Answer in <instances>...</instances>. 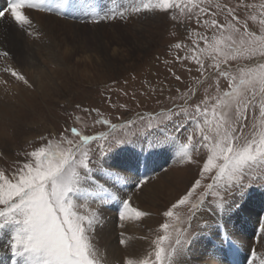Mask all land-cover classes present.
<instances>
[{"label":"rangeland","instance_id":"1","mask_svg":"<svg viewBox=\"0 0 264 264\" xmlns=\"http://www.w3.org/2000/svg\"><path fill=\"white\" fill-rule=\"evenodd\" d=\"M58 2L45 0L41 8L25 7L23 12L29 17V24L18 25L10 11L5 18H0V53H8L0 55V78L8 81L7 85L0 84V171L11 175L31 159L25 153L45 146L48 140L55 141L61 133L71 138L69 129L72 127L85 135L112 133L132 141L105 156L104 165L111 156L124 152L140 156L169 153L178 157L180 145L187 142L186 137L194 124L187 121L180 132L173 131L172 123L160 125V120L170 114L168 109L183 103L182 98H188L194 105L205 96L214 95L217 87L221 91L228 89V79L218 76L212 68L201 75L194 61L176 59L191 54L197 33L211 36L212 32L203 24L197 25L196 16L187 19L180 13L126 12L121 19L117 13L130 8L133 0H69L67 5L56 7ZM225 4L237 8L241 21L247 19L249 31L260 33L264 0H243V3L241 0H210L204 6L224 23L221 9ZM172 15L178 19L173 21ZM212 18L211 15L200 16L201 20ZM177 42L186 48L177 50L174 47ZM200 47H204L203 42ZM209 63L211 61L205 58V64ZM230 64L235 71L237 62L230 61ZM6 66L20 71L29 84L4 74L2 69ZM176 76L181 79L176 80ZM105 119L110 121L109 125L96 123ZM111 124L117 125L115 132ZM166 136L176 139L164 145L156 144ZM105 143L99 140L91 147L97 151ZM197 156L202 167L207 151L201 149ZM100 172L93 169L90 175L104 174ZM198 175L197 165L189 164L186 158L184 162L178 159L165 163L157 172L140 177V182H133L134 193L124 190L129 193L125 196L132 207L149 213L145 221L151 229V241L163 234L160 224L168 219L163 212L189 189ZM203 183H211V180L205 177ZM246 183L251 187L242 195L229 197L221 193L231 200L228 205L243 202L248 194L264 190L261 186L264 180L250 179ZM142 188L148 196L140 194ZM136 194L142 195L138 203L133 198ZM78 196L77 202L84 203ZM213 199L209 198L192 220L194 235L185 245L186 252L198 233L202 229L209 230L207 227L213 217L220 214L213 211ZM258 204L263 205L262 202ZM81 211L87 212V203ZM173 211L184 216L187 209L180 206ZM123 222L120 217L114 218V226ZM10 230L5 228L0 232ZM147 247L143 258L154 253L153 242ZM126 259L130 257L124 254L115 264H125Z\"/></svg>","mask_w":264,"mask_h":264},{"label":"snow or ice","instance_id":"2","mask_svg":"<svg viewBox=\"0 0 264 264\" xmlns=\"http://www.w3.org/2000/svg\"><path fill=\"white\" fill-rule=\"evenodd\" d=\"M68 3L69 0H59L56 7ZM207 3L210 0L199 3L193 0H133L130 8L117 13L121 19L125 18L126 12L180 13L187 19L196 16L197 25L203 24L212 35L197 33L191 54L176 59L194 61L201 75L207 68H212L218 76L228 79L227 90L221 91L217 87L214 95L205 96L194 105L188 98H182L183 103L169 108L170 114L160 120V125L172 123L174 132H180L189 120L194 124L191 134L186 137L187 142L180 145L178 155L181 162L186 158L189 164L197 165L199 175L163 212L168 219L160 224L163 234L153 241L154 253L140 259L138 264H183L185 245L194 235L192 220L208 199L214 198L213 211L222 212L231 200L221 193L229 197L242 195L251 187L246 181L264 180V20L260 21L259 34L249 31L247 19L241 21L237 8L225 4L221 9L225 22L220 23L214 18L216 13H209L204 6ZM44 4L45 0H9L7 8L0 9V18H5L6 11H10L18 25L29 24L30 19L23 9L41 8ZM201 15L213 18L201 20ZM171 19L176 21L178 17L172 15ZM174 47L181 50L186 45L177 42ZM0 55L7 56L8 53ZM205 58L211 63L206 65ZM230 61L237 62L235 71ZM2 71L29 84L16 68L6 66ZM0 84L7 85L8 81L0 78ZM96 123L109 125L110 121L97 120ZM110 127L115 132L117 125ZM69 132L71 138L61 133L55 141L48 140L45 146L25 153L31 159L18 166L11 175L0 171V229H11L10 249L20 258L17 264H103L91 240L99 223L98 215L95 211L82 213L81 209L86 206L89 195L117 198L104 184L90 182V174L93 169L105 174L111 171L103 168V158L132 141L112 133L85 135L76 127L70 128ZM174 139L175 136H166L158 139L156 144L164 145ZM99 140L106 143L99 146L97 154L91 145ZM201 149L207 151L202 167L197 156ZM205 177L211 183H203ZM77 194L84 203L77 202ZM180 206L187 209L184 216L173 211ZM123 208L121 220H140L149 215L132 207L129 200L123 201ZM124 243L121 240V244ZM252 256L255 262V250ZM125 264L136 262L126 259ZM260 264H264V257L260 258Z\"/></svg>","mask_w":264,"mask_h":264},{"label":"bare ground","instance_id":"3","mask_svg":"<svg viewBox=\"0 0 264 264\" xmlns=\"http://www.w3.org/2000/svg\"><path fill=\"white\" fill-rule=\"evenodd\" d=\"M2 4L4 0L0 6ZM178 159L179 156L169 153L140 156L124 152L105 161L103 168L111 171L90 175V182H104L107 185L105 187L117 197L102 199L100 196L89 195L87 199V212L95 211L99 218L91 240L103 264H115L124 254L135 261L143 258L146 247L153 242L146 217L142 220L126 218L122 225L115 226L114 218L120 217L118 214L124 211L123 201L128 200L125 195L134 193L131 188L134 187L133 182H140V177L157 172L165 163ZM91 187L95 192L94 186ZM128 189L131 191L126 193L124 190ZM145 191L142 188L139 192L142 194ZM145 195L148 196V193ZM141 196L133 197L134 202L138 203ZM81 199L78 196V200ZM261 202L263 205L259 206ZM232 204L213 217L207 227L210 231L202 229L198 233L189 251L185 253L183 264H253V250L256 252L254 264H260V258L264 257V190L248 194L243 202ZM121 240L125 243L121 244ZM10 243L11 230L0 232V264H17L20 259L12 254Z\"/></svg>","mask_w":264,"mask_h":264}]
</instances>
